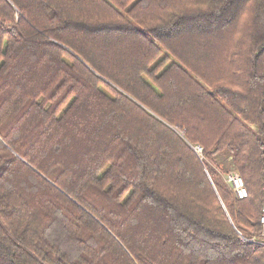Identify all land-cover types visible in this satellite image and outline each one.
<instances>
[{"label": "trees", "instance_id": "16d2710c", "mask_svg": "<svg viewBox=\"0 0 264 264\" xmlns=\"http://www.w3.org/2000/svg\"><path fill=\"white\" fill-rule=\"evenodd\" d=\"M263 210L264 0H0V264H264Z\"/></svg>", "mask_w": 264, "mask_h": 264}, {"label": "built area", "instance_id": "2783aa9c", "mask_svg": "<svg viewBox=\"0 0 264 264\" xmlns=\"http://www.w3.org/2000/svg\"><path fill=\"white\" fill-rule=\"evenodd\" d=\"M194 153L200 158V160L204 159V148L201 145L193 146ZM226 182L230 185V188L233 190L238 199L248 198L249 192L245 184L244 179L237 171H231L228 175H225ZM260 224L263 226V231L260 234L261 236V244L264 245V210L260 219Z\"/></svg>", "mask_w": 264, "mask_h": 264}]
</instances>
